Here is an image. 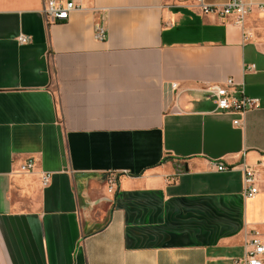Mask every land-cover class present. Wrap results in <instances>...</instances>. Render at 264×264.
<instances>
[{
  "label": "crops",
  "instance_id": "obj_1",
  "mask_svg": "<svg viewBox=\"0 0 264 264\" xmlns=\"http://www.w3.org/2000/svg\"><path fill=\"white\" fill-rule=\"evenodd\" d=\"M46 1L0 0V264H233L264 244V0L241 27L200 0H80L48 24ZM227 79L257 107L215 111L201 88Z\"/></svg>",
  "mask_w": 264,
  "mask_h": 264
},
{
  "label": "built area",
  "instance_id": "obj_2",
  "mask_svg": "<svg viewBox=\"0 0 264 264\" xmlns=\"http://www.w3.org/2000/svg\"><path fill=\"white\" fill-rule=\"evenodd\" d=\"M80 0H67L65 2H56L47 0L44 3L43 16L48 24H62L69 20L73 11L81 9ZM203 12L207 14H216L220 17H233L234 23L242 26L244 19L251 13L252 4L246 0H229L222 7H209L199 2ZM259 9L264 11V4L259 6ZM248 35L243 32V38L247 39ZM107 38L106 31L102 25H98L94 31V39L96 41H105ZM20 44H27L29 39L25 36H20L18 39ZM175 87V86H173ZM201 92L208 94L212 99L215 111L230 112L243 116L248 111L254 109L258 105L257 100L249 99L241 90L235 88V83L232 79H227L222 84L204 85ZM234 125H239V122H234ZM28 171L33 169V163L28 162L25 165ZM217 172L231 171L232 167H227L221 163L214 165ZM244 173L243 186L244 195L252 197L257 194L258 190L255 187L254 172L249 167L242 165ZM41 184L46 187L50 182V175L42 173L40 176ZM111 184H114V178L109 179ZM233 264H264V244L258 237V234L253 232L244 242V256L240 260L234 261Z\"/></svg>",
  "mask_w": 264,
  "mask_h": 264
},
{
  "label": "rangeland",
  "instance_id": "obj_3",
  "mask_svg": "<svg viewBox=\"0 0 264 264\" xmlns=\"http://www.w3.org/2000/svg\"><path fill=\"white\" fill-rule=\"evenodd\" d=\"M182 35L186 38H195L196 37L195 34H191V33H187V32H185V34L183 33Z\"/></svg>",
  "mask_w": 264,
  "mask_h": 264
}]
</instances>
